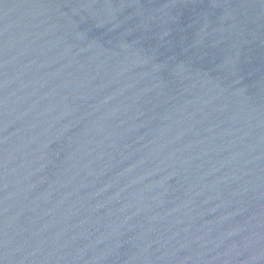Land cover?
<instances>
[{"label": "water", "instance_id": "obj_1", "mask_svg": "<svg viewBox=\"0 0 264 264\" xmlns=\"http://www.w3.org/2000/svg\"><path fill=\"white\" fill-rule=\"evenodd\" d=\"M0 264H264V0H0Z\"/></svg>", "mask_w": 264, "mask_h": 264}]
</instances>
